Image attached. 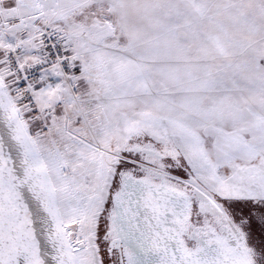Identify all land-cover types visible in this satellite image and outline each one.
Here are the masks:
<instances>
[{"label": "snow or ice", "instance_id": "6c2138e0", "mask_svg": "<svg viewBox=\"0 0 264 264\" xmlns=\"http://www.w3.org/2000/svg\"><path fill=\"white\" fill-rule=\"evenodd\" d=\"M0 264H264V0H0Z\"/></svg>", "mask_w": 264, "mask_h": 264}]
</instances>
